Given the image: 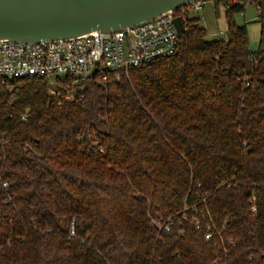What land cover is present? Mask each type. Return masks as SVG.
Wrapping results in <instances>:
<instances>
[{
    "label": "trees",
    "instance_id": "16d2710c",
    "mask_svg": "<svg viewBox=\"0 0 264 264\" xmlns=\"http://www.w3.org/2000/svg\"><path fill=\"white\" fill-rule=\"evenodd\" d=\"M212 2L225 38L186 15L172 54L71 97L0 80V264H264V0Z\"/></svg>",
    "mask_w": 264,
    "mask_h": 264
},
{
    "label": "built area",
    "instance_id": "2783aa9c",
    "mask_svg": "<svg viewBox=\"0 0 264 264\" xmlns=\"http://www.w3.org/2000/svg\"><path fill=\"white\" fill-rule=\"evenodd\" d=\"M205 2L190 0L115 30L93 29L41 41L0 39V80L7 81L11 90L19 80L46 78L53 89L63 86L71 97L74 87H81L91 77L103 82L111 72L118 79L120 72L129 67L172 54L179 41L173 19L179 17L183 21L188 12L201 9ZM221 33L220 30L216 35ZM152 222L168 230L171 221L153 218ZM193 222L198 225L197 217ZM210 236V232L204 235L205 239Z\"/></svg>",
    "mask_w": 264,
    "mask_h": 264
},
{
    "label": "water",
    "instance_id": "95a60500",
    "mask_svg": "<svg viewBox=\"0 0 264 264\" xmlns=\"http://www.w3.org/2000/svg\"><path fill=\"white\" fill-rule=\"evenodd\" d=\"M190 0H0V39L41 41L121 26L175 9ZM173 22L179 38L184 26Z\"/></svg>",
    "mask_w": 264,
    "mask_h": 264
},
{
    "label": "rangeland",
    "instance_id": "374dc122",
    "mask_svg": "<svg viewBox=\"0 0 264 264\" xmlns=\"http://www.w3.org/2000/svg\"><path fill=\"white\" fill-rule=\"evenodd\" d=\"M188 15H198L200 20V25L204 26L207 31V37L212 38H224L226 35V24L224 17V6L219 3L215 6L212 0H206L202 8L199 10H194L188 12ZM257 10L253 3L246 1L244 9L233 13L234 20L239 24H246L249 48L254 50L258 46L259 40V23L256 21ZM222 33L218 36L216 35L218 31ZM49 89H53L51 83H49Z\"/></svg>",
    "mask_w": 264,
    "mask_h": 264
}]
</instances>
